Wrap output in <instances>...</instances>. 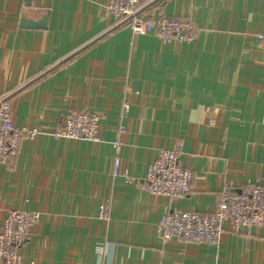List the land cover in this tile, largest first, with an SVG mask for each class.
<instances>
[{
	"label": "crops",
	"instance_id": "obj_1",
	"mask_svg": "<svg viewBox=\"0 0 264 264\" xmlns=\"http://www.w3.org/2000/svg\"><path fill=\"white\" fill-rule=\"evenodd\" d=\"M108 1L0 0V101L16 127L49 132L0 165V223L10 209L38 214L23 262L264 264V229L225 226L211 245L163 244L156 230L165 212H212L225 188L264 187V0H140L144 17L196 25L193 41L169 44L116 27ZM44 16L45 30L19 27ZM79 111L100 118V144L52 135ZM174 146L193 181L172 203L139 186L156 150Z\"/></svg>",
	"mask_w": 264,
	"mask_h": 264
},
{
	"label": "built area",
	"instance_id": "obj_2",
	"mask_svg": "<svg viewBox=\"0 0 264 264\" xmlns=\"http://www.w3.org/2000/svg\"><path fill=\"white\" fill-rule=\"evenodd\" d=\"M140 0H109L106 11L113 18L114 25L127 26L135 36L152 34L163 43L191 42L197 27L189 19L166 17L162 14L142 16ZM264 48V32L257 35ZM100 118L87 111L70 112L52 135L58 139L83 140L92 144L102 142ZM125 132L120 122L117 134ZM49 133L43 128H20L13 124L12 108L7 101H0V165L10 162L19 150L23 139L33 141ZM123 144L117 139L111 143L114 153L113 177L119 174L120 154ZM179 146L159 148L139 188L156 197L174 203L191 191L193 172L179 161ZM111 199L99 205L98 220L110 223ZM38 214L24 210H7L0 223V264H25L19 249L28 239ZM230 232L250 235L253 229H264V187L253 186L246 193L237 194L223 189L212 212L170 211L163 213L156 225L159 240L163 244L179 241L183 244L218 243L224 227Z\"/></svg>",
	"mask_w": 264,
	"mask_h": 264
},
{
	"label": "water",
	"instance_id": "obj_3",
	"mask_svg": "<svg viewBox=\"0 0 264 264\" xmlns=\"http://www.w3.org/2000/svg\"><path fill=\"white\" fill-rule=\"evenodd\" d=\"M47 16H44L41 20L33 22L25 18H21L19 21V27L23 29H35V30H45L47 24Z\"/></svg>",
	"mask_w": 264,
	"mask_h": 264
},
{
	"label": "trees",
	"instance_id": "obj_4",
	"mask_svg": "<svg viewBox=\"0 0 264 264\" xmlns=\"http://www.w3.org/2000/svg\"><path fill=\"white\" fill-rule=\"evenodd\" d=\"M66 61H68V60H66Z\"/></svg>",
	"mask_w": 264,
	"mask_h": 264
}]
</instances>
